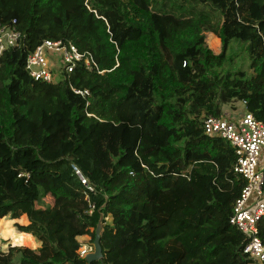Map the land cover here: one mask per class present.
Wrapping results in <instances>:
<instances>
[{"label": "trees", "instance_id": "obj_1", "mask_svg": "<svg viewBox=\"0 0 264 264\" xmlns=\"http://www.w3.org/2000/svg\"><path fill=\"white\" fill-rule=\"evenodd\" d=\"M0 25L21 33L0 57V224L28 219L0 264L250 263L230 224L238 156L203 121L238 100L264 122V0H0ZM46 39L104 72L36 80L26 59ZM102 214L103 257L88 262L79 236L94 242Z\"/></svg>", "mask_w": 264, "mask_h": 264}, {"label": "built area", "instance_id": "obj_2", "mask_svg": "<svg viewBox=\"0 0 264 264\" xmlns=\"http://www.w3.org/2000/svg\"><path fill=\"white\" fill-rule=\"evenodd\" d=\"M20 38L21 33L15 27L0 25V57L7 47L17 45ZM52 50L60 54L59 60L50 57ZM81 62L89 70L104 72L99 69L92 54L82 52L72 42L46 39L28 54L26 68L36 80L54 83L56 69L64 67L73 72ZM74 90L83 95L89 94L88 90ZM203 126L207 134L228 140L235 149L238 156L235 171L244 177L246 184L234 202L230 224L245 235L243 253L251 260L249 264H264V242L259 236L258 224L264 216V122L247 110L238 119L209 115L204 119ZM72 167L85 185L84 193L89 203L87 212L93 214L96 205L90 196L95 188L77 164H72ZM94 251L95 245L91 240L83 241L79 248V254L84 258Z\"/></svg>", "mask_w": 264, "mask_h": 264}, {"label": "rangeland", "instance_id": "obj_3", "mask_svg": "<svg viewBox=\"0 0 264 264\" xmlns=\"http://www.w3.org/2000/svg\"><path fill=\"white\" fill-rule=\"evenodd\" d=\"M207 40H208V43H209L210 47L215 52L218 53V52L221 51L222 43H221V40L216 35H214L211 32H208L207 33ZM49 55H50V57L51 56L54 57L55 61L60 59V54L57 53L56 51H53V50L50 51ZM49 55H48V57H49ZM241 57L245 58L246 54H241ZM237 60H238V58H237ZM56 71L60 73V70L56 69L54 72H56ZM57 80H58V78H57ZM228 102L224 103V106H223L224 110H230L231 109V107L229 105H227ZM236 106H237V109L239 107H242V105L240 103H238ZM236 113H238V111H236ZM124 118H128V116L124 115ZM50 201H51V198L47 197L44 200H42L41 204L47 205V204L50 203ZM6 218H7V220L3 221L2 224H0V249H2L4 251H7L10 246H17V245H14L12 240H11L12 234L14 233L15 230H17V228L15 227V223L16 222H19V223H22V224L27 223V220H26L25 216H22L20 219H12L10 216H7ZM33 239H34V236L31 234L30 235V239H29V243L31 241H33ZM87 240L90 241L91 237H89ZM33 243H34V245L36 244L35 240H34ZM33 243H30V244H33ZM18 246H22V245H18ZM31 248H33V247H31Z\"/></svg>", "mask_w": 264, "mask_h": 264}, {"label": "crops", "instance_id": "obj_4", "mask_svg": "<svg viewBox=\"0 0 264 264\" xmlns=\"http://www.w3.org/2000/svg\"><path fill=\"white\" fill-rule=\"evenodd\" d=\"M240 103L242 105V107H239L237 109V104ZM231 109L230 110H224L223 108V111H224V116L228 117V118H232V119H238L240 118L241 116L244 115V113L247 111L246 109V105L243 101H238V100H232V101H229L228 104ZM240 110V111H239ZM236 111H238V113H236ZM26 217V216H25ZM26 220H27V223H28V219L26 217ZM26 224V223H24ZM91 237L90 235H82V236H79V239L82 240V241H87V239ZM36 243H37V246L38 247L40 245V242L34 237ZM34 247V248H36Z\"/></svg>", "mask_w": 264, "mask_h": 264}, {"label": "water", "instance_id": "obj_5", "mask_svg": "<svg viewBox=\"0 0 264 264\" xmlns=\"http://www.w3.org/2000/svg\"><path fill=\"white\" fill-rule=\"evenodd\" d=\"M103 221H104V215L102 214L100 216L99 222L96 227V232H95V238H94L95 251L92 253H89L86 256V260L88 262L99 260L103 257V248L101 245V233L103 229Z\"/></svg>", "mask_w": 264, "mask_h": 264}]
</instances>
